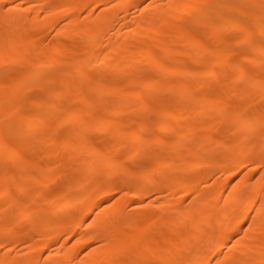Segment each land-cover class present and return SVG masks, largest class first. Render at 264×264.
<instances>
[{"label":"bare ground","instance_id":"6f19581e","mask_svg":"<svg viewBox=\"0 0 264 264\" xmlns=\"http://www.w3.org/2000/svg\"><path fill=\"white\" fill-rule=\"evenodd\" d=\"M2 90L0 264H264V0H0Z\"/></svg>","mask_w":264,"mask_h":264},{"label":"rangeland","instance_id":"374dc122","mask_svg":"<svg viewBox=\"0 0 264 264\" xmlns=\"http://www.w3.org/2000/svg\"><path fill=\"white\" fill-rule=\"evenodd\" d=\"M47 33H48V31H46ZM47 33L45 34V35H47ZM47 37H49V39L50 40H52L53 39V33H51V32H49V35H47ZM49 40V41H50ZM197 59H199V60H202L203 58H201V57H197ZM250 72H253V69L252 68H249L248 69ZM7 93L8 92V90H2L1 92H0V96H1V94H3V93ZM142 95H144V96H146L147 94H149V93H145V92H142L141 93ZM235 96L234 95H231V98H234ZM4 108H6V109H9V110H12L14 107H15V103L14 102H7V103H5L4 105ZM167 109H170V105H166L165 106ZM250 107L257 113V114H260L261 112H263L264 111V101H257V102H255V103H253V104H251L250 105ZM155 117V116H154ZM156 120L157 121H159L160 120V118L156 115ZM65 129V128H64ZM102 138V139H101ZM103 138L104 137H101V136H98L97 137V141H102L103 140ZM104 140H105V138H104ZM103 140V141H104ZM108 141V143L111 141H109V140H106V141H104V142H107ZM13 144V148H16V147H20L23 143L21 142V141H13L12 142ZM226 143H227V145L229 146V147H231L234 143H235V139L234 138H229V139H226ZM131 152H133V151H131ZM8 154H9V152H8ZM7 154V155H8ZM7 155H6V157H7ZM69 163V162H68ZM70 164V163H69ZM69 164L67 165V166H69ZM66 166V167H67ZM67 168H70V166L69 167H67ZM66 168V169H67ZM62 184V183H61ZM57 188L59 189V190H61V187H60V184L57 186ZM59 215H61V216H66V217H69V216H71V214H59ZM73 215V214H72ZM53 217V216H52ZM56 217V216H55Z\"/></svg>","mask_w":264,"mask_h":264}]
</instances>
